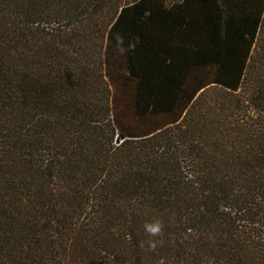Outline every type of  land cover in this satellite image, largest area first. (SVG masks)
Masks as SVG:
<instances>
[{
	"label": "trees",
	"instance_id": "trees-1",
	"mask_svg": "<svg viewBox=\"0 0 264 264\" xmlns=\"http://www.w3.org/2000/svg\"><path fill=\"white\" fill-rule=\"evenodd\" d=\"M0 264H264V0H0Z\"/></svg>",
	"mask_w": 264,
	"mask_h": 264
},
{
	"label": "clouds",
	"instance_id": "clouds-1",
	"mask_svg": "<svg viewBox=\"0 0 264 264\" xmlns=\"http://www.w3.org/2000/svg\"><path fill=\"white\" fill-rule=\"evenodd\" d=\"M118 46H117V51L120 55L126 54V49L122 47L123 44V39L119 35L116 37ZM144 231L148 234L149 237H152L153 239L148 240L146 243L149 247L150 250H154L159 241V237L163 235V222L160 220H155L151 223L145 222L144 225ZM144 241H141V246L144 245Z\"/></svg>",
	"mask_w": 264,
	"mask_h": 264
}]
</instances>
